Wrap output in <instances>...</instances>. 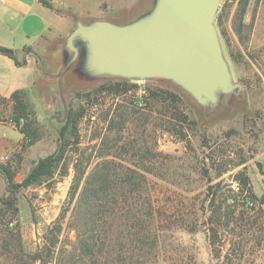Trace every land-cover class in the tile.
<instances>
[{"label":"rangeland","instance_id":"1","mask_svg":"<svg viewBox=\"0 0 264 264\" xmlns=\"http://www.w3.org/2000/svg\"><path fill=\"white\" fill-rule=\"evenodd\" d=\"M238 4L239 0H221L217 14L222 13L221 27L217 19L215 22L233 80L243 88L238 95L224 96L212 110L166 80L131 81L136 89L119 96L104 93L89 110L83 101L85 94L118 79L88 77L80 69L79 59L65 72L67 38L59 46L50 38L46 48L26 50L32 51L38 69L26 91L42 138L24 148L23 136L10 138L19 134L14 126L0 127V166L14 173L15 184L22 183L39 160L59 149L70 109L84 107L88 113L79 125L78 139L67 135L65 159L53 177L19 189L14 218L1 202L9 189L0 170V264L79 261L73 251L76 231L69 226L75 205L69 201L75 165L89 162L90 171L104 158L146 175L144 195L151 197V225L159 237L148 259L133 256L127 249L117 250L113 255L120 261L117 264H264V203L257 201L256 210L241 204L229 225L219 215L231 183L241 172L249 177L253 193L259 199L264 197V0L250 1L241 34ZM74 7L76 12L100 15L95 4ZM113 13L106 16L117 25L148 15ZM84 19L85 23L99 20ZM150 89L179 96L181 111L196 122V126H187L186 141L167 131L173 109H165L162 103L146 107ZM136 102H141L139 108H134ZM59 219L62 231L52 249L50 230ZM12 222L14 229L9 226Z\"/></svg>","mask_w":264,"mask_h":264},{"label":"trees","instance_id":"2","mask_svg":"<svg viewBox=\"0 0 264 264\" xmlns=\"http://www.w3.org/2000/svg\"><path fill=\"white\" fill-rule=\"evenodd\" d=\"M250 1L239 0L236 14V19L239 22V34L243 32V21ZM41 2L52 8L48 0H41ZM216 19L218 26L221 27L222 13ZM0 53H8V50L0 47ZM84 62L85 56L79 60L80 69ZM16 63L18 66H23L26 62L16 61ZM130 83L131 81L119 80L103 84L86 93L83 101L89 104L88 109L90 110L96 105L94 102L98 100V97L104 93L119 96L137 88ZM148 92L149 97L145 101L146 107L152 109L156 104L162 103L165 109L169 111L173 109V118L166 122L167 131L186 141L188 138L187 126H196V122L191 121L181 111L179 96L169 90L155 92L150 89ZM27 95L26 90H17L9 98L0 95V123L14 126L23 135L24 148L35 145L42 138V133L33 118V111L28 103ZM91 103L93 104L91 105ZM140 103L136 102L134 108H139ZM88 109L78 107L67 112L66 122L60 132L61 144L59 149L52 155L39 160L22 183L15 184L14 173L4 166H0L9 189V195L1 202L12 218L18 214L19 189L40 184L53 177L56 168L65 159L66 149L69 146L67 135L78 139L79 125L87 115ZM109 114L108 111L106 119L109 118ZM113 121L111 120V123ZM83 164V162L82 165L78 162L75 165V178L69 194V201L75 203L69 226L76 231L77 241L73 251L78 254L77 258L79 259V261L75 260L72 264H117L120 261L113 256L114 252L117 250L119 252L125 250L126 252V249L133 256L142 255L143 258L147 259L151 257L150 251L157 246L159 237L156 229H153L151 225L154 217V206L151 197L147 193L148 197L145 198L144 195L146 192L144 187L146 175L125 168L117 164L114 159L109 158H104L98 162L90 171H88L90 163ZM237 180L239 181L238 191L228 190L226 206L219 211L220 217L222 215L226 219L225 225L230 224L242 201L250 199L255 204L257 201L264 203V197L259 199L253 193L250 179L245 173H239ZM249 210H256V207ZM260 212L263 213V210L260 209ZM3 217L5 216L3 215ZM60 219L51 226L52 249H56L59 234L62 231ZM218 220L220 221V219ZM117 222L119 223L118 226H116ZM14 227L10 228L14 229ZM116 232H118V235L115 234ZM146 248L148 249L146 250ZM129 257L130 263L132 256ZM75 258L73 257V259Z\"/></svg>","mask_w":264,"mask_h":264},{"label":"water","instance_id":"3","mask_svg":"<svg viewBox=\"0 0 264 264\" xmlns=\"http://www.w3.org/2000/svg\"><path fill=\"white\" fill-rule=\"evenodd\" d=\"M220 4L155 0L147 16L129 24L76 20L65 46L64 71L78 60L80 45L85 56L82 71L92 79L166 80L200 106L215 109L224 96L238 95L243 88L234 82L223 53L215 22Z\"/></svg>","mask_w":264,"mask_h":264},{"label":"crops","instance_id":"4","mask_svg":"<svg viewBox=\"0 0 264 264\" xmlns=\"http://www.w3.org/2000/svg\"><path fill=\"white\" fill-rule=\"evenodd\" d=\"M48 1L52 8L45 6L41 0H0V47L13 52V56L0 53V95L3 97L9 98L17 90L29 89L36 78V61L30 55L32 51L27 53L26 50L46 48L50 38L56 39L55 45L59 46L75 30L76 20L84 24L99 20L112 22L106 15L114 14L116 10L127 14H147L155 4V0ZM81 4L97 5L100 15L90 11L76 12L74 6ZM86 16L99 20L85 23ZM65 46L64 53L67 54ZM16 61L26 63L18 66ZM0 127L8 128V125L0 123ZM16 132L19 134L10 138L23 136L19 131Z\"/></svg>","mask_w":264,"mask_h":264},{"label":"built area","instance_id":"5","mask_svg":"<svg viewBox=\"0 0 264 264\" xmlns=\"http://www.w3.org/2000/svg\"><path fill=\"white\" fill-rule=\"evenodd\" d=\"M231 187H232V190L230 189L231 191L237 192L238 189H239V181L238 180H234L231 183ZM249 200L242 201V204H246L247 205V208H250V209L255 208L256 207V204L254 202H250ZM10 227L13 228L14 227V224L13 223H10Z\"/></svg>","mask_w":264,"mask_h":264},{"label":"flooded vegetation","instance_id":"6","mask_svg":"<svg viewBox=\"0 0 264 264\" xmlns=\"http://www.w3.org/2000/svg\"><path fill=\"white\" fill-rule=\"evenodd\" d=\"M79 48H80V56H79V60L84 56L83 54V49H82V46L79 45ZM83 65L81 66V69H82Z\"/></svg>","mask_w":264,"mask_h":264}]
</instances>
